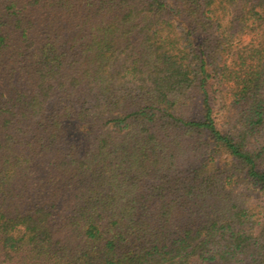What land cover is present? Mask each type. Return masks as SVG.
Here are the masks:
<instances>
[{"label":"trees","instance_id":"trees-1","mask_svg":"<svg viewBox=\"0 0 264 264\" xmlns=\"http://www.w3.org/2000/svg\"><path fill=\"white\" fill-rule=\"evenodd\" d=\"M0 264H264V0H0Z\"/></svg>","mask_w":264,"mask_h":264}]
</instances>
